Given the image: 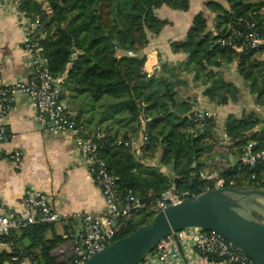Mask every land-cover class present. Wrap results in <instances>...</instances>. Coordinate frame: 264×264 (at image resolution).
Returning <instances> with one entry per match:
<instances>
[{
    "label": "trees",
    "instance_id": "trees-1",
    "mask_svg": "<svg viewBox=\"0 0 264 264\" xmlns=\"http://www.w3.org/2000/svg\"><path fill=\"white\" fill-rule=\"evenodd\" d=\"M18 1L20 11L40 18L42 50L49 58L52 72L57 76L66 75L62 91L76 106L73 120L89 134L101 130L100 156L107 162L110 172L119 177L122 186L143 200H148L150 193L160 195L171 184L195 194L203 193L204 182L198 177L200 168L192 165L199 151L204 149L201 140L212 135V124L209 121L204 133L189 139L186 146L184 140L190 136L186 129L192 125L194 106L176 101L168 80L161 75V67L147 76L145 56L119 55L127 51L139 53L148 44L149 33L158 34L169 24L168 20L156 15L157 8L166 5L187 11L191 0ZM225 1L228 7L215 0L206 4L215 13L213 30L204 13L199 12L186 39L173 42L172 49L186 53L187 62L197 67L196 72H206L203 75L209 85L206 96L216 105L237 103L242 97L241 88L222 70L224 65L237 62L239 77L260 106L264 104V58L259 55L264 45L258 50L239 53L222 46L220 41L247 22L254 24L264 38V0ZM142 111L147 119L149 139L141 154H136L123 142L140 133ZM260 116L254 111L241 117L229 115L227 134L231 142L239 145L252 139L259 147H264V131H254L261 122ZM123 129L126 130L120 135ZM157 155L160 156L159 165L170 166L177 181L174 176L162 172L160 166L146 164L147 159ZM252 173L255 179L250 178ZM222 175L235 179V188H264V183H257L264 177L262 170L239 171L234 166ZM153 217V213L146 211L134 213L128 218L129 226L117 239L149 224ZM53 225L33 224L7 238L0 236V243L11 246L10 251H0V264L8 261L14 264L11 258L16 254H22L34 264H75V258L60 262L51 255V250L63 241L58 235L43 238ZM24 238L31 241L30 247H26Z\"/></svg>",
    "mask_w": 264,
    "mask_h": 264
},
{
    "label": "crops",
    "instance_id": "crops-1",
    "mask_svg": "<svg viewBox=\"0 0 264 264\" xmlns=\"http://www.w3.org/2000/svg\"><path fill=\"white\" fill-rule=\"evenodd\" d=\"M1 1L3 5L0 6V76L10 83L26 81L33 77L34 68L30 54L23 47L21 11L14 0ZM209 1L211 0H191L187 11L174 10L166 5L157 8L156 15L168 20L169 24L158 34H151L148 45L136 53V56L146 57L144 69L150 68L155 72L161 67V75L168 80L177 102L186 101L194 106V110L205 109L213 113L209 122L212 124L211 138L207 140L206 146L203 145L204 149L192 166H199V172L213 171L222 174L232 169L237 159V153L230 148L229 142L227 144L224 140V134L227 135L228 116L233 114L241 117L251 111L261 114V110L249 88L237 74L236 62L224 65L222 70L228 79L235 81L241 88L242 97L237 103L215 105L206 96L208 83L196 77L195 71L188 68V55L172 49L173 42L186 39L193 19L199 12L204 13L209 28H214L215 13L206 6ZM215 1L228 7L225 0ZM261 54L259 56L264 58ZM119 55L128 56L127 52H119ZM66 102L69 110L75 113L73 108L76 106L67 98ZM0 123L5 126L9 135L5 141L0 142V151L6 154V157L0 160L1 212L22 214L25 210L22 201L29 189L46 194L53 209L61 217L70 220L75 232L82 228V221L75 218L76 215L89 212L94 216H102L106 212L103 193L94 175L87 170L81 160L74 135L46 131L43 121L38 118L31 99L25 92L15 94L11 109L5 116H0ZM125 130L119 134L122 135ZM138 135L140 136V133ZM15 149L21 150L23 154L19 169L14 167L9 157ZM159 160L160 156L157 155L154 159L146 160V164L160 166L162 172L174 176L172 168L159 165ZM192 175H195V172H192ZM260 202L264 205L263 201ZM258 220L264 222V213L259 214ZM65 232V224L59 222L43 235L45 239H51L54 235L62 237V243L51 250V255L60 262L67 261L77 252L75 240L65 239L63 237ZM30 246L31 241L26 247ZM2 250L10 251L11 246L0 243V251ZM5 264L13 263L8 261Z\"/></svg>",
    "mask_w": 264,
    "mask_h": 264
},
{
    "label": "built area",
    "instance_id": "built-area-1",
    "mask_svg": "<svg viewBox=\"0 0 264 264\" xmlns=\"http://www.w3.org/2000/svg\"><path fill=\"white\" fill-rule=\"evenodd\" d=\"M19 8V1L14 0ZM3 3L0 0V6ZM20 23L24 29L23 47L31 56L34 75L26 81L6 82L0 76V116H5L11 109L15 94L25 92L31 99V103L38 118L43 121L44 129L48 132H63L73 134L77 141L78 154L87 170L94 175L101 189L106 212L102 216H94L89 212L76 215L81 219L82 228L75 232L70 220L60 216L51 206L46 194L29 189L25 192L22 214H6L0 211V236L9 237L13 232H19L33 224H65V239L73 238L77 252L75 264H82L94 254L103 250L117 236L125 230L128 218L134 213L146 211L156 215L161 210L172 204H177L186 198H195L191 190H181L171 184L160 195L149 194L148 200H143L132 190L123 187L118 176L110 172L107 162L100 156L99 141L103 137L100 129L95 134H89L86 129L73 120L74 113L68 108L66 98L63 96L62 86L66 75H55L49 65V58L42 50L40 40L42 38V22L40 18H33L25 12L20 13ZM264 38L254 28V24L245 23L244 27L235 29L232 36L221 39V45L227 46L235 52H247L258 50L262 47ZM128 56H136L133 51H127ZM148 77L154 74L153 70L144 69ZM261 122L255 127V132L264 131V104L260 105ZM142 111L140 118V137L135 140L128 138L123 143L132 148L137 154H141L148 143L147 119ZM209 110L195 109L193 111L194 124L203 129L206 121L212 116ZM230 148L237 153V170L249 169L264 171V147H259L256 140H248L243 144L235 145L228 135ZM8 138L5 126L0 123V142ZM137 151V152H136ZM22 152L15 149L10 159L15 168L19 169L22 161ZM6 154L0 151V160ZM198 177L204 182V192L225 187H236V180L228 179L222 174L207 171L198 173ZM255 179V173L250 175ZM264 183V177L257 181ZM250 188V187H249ZM257 188V187H256ZM7 245V244H6ZM14 264H34L22 254L12 256ZM71 259V258H70ZM68 259L67 261H69ZM65 261V262H67ZM139 264H259L244 253L231 241L220 234L203 229L201 227H188L173 232L161 240Z\"/></svg>",
    "mask_w": 264,
    "mask_h": 264
},
{
    "label": "water",
    "instance_id": "water-1",
    "mask_svg": "<svg viewBox=\"0 0 264 264\" xmlns=\"http://www.w3.org/2000/svg\"><path fill=\"white\" fill-rule=\"evenodd\" d=\"M232 195L264 198V188H219L169 205L149 224L115 240L82 264H139L161 240L188 227L214 231L257 263L264 264V222L236 209L230 203ZM23 242L29 246L28 238Z\"/></svg>",
    "mask_w": 264,
    "mask_h": 264
},
{
    "label": "rangeland",
    "instance_id": "rangeland-1",
    "mask_svg": "<svg viewBox=\"0 0 264 264\" xmlns=\"http://www.w3.org/2000/svg\"><path fill=\"white\" fill-rule=\"evenodd\" d=\"M214 29V28H213ZM212 29V30H213ZM233 31H234V29L231 31V35L230 36H232V34H233ZM150 35H151V33H149L148 34V43H149V38H150ZM263 44H264V41H263ZM148 45V44H147ZM146 45V46H147ZM263 55H264V50L261 52ZM261 54V55H262ZM143 57V56H142ZM233 63H235V62H232L231 64H229V65H232ZM237 63V62H236ZM145 65V64H144ZM188 68H190V69H192L193 71H195V74H196V77H198L199 79H203L204 80V82H206L207 83V80H206V77H204L203 75L204 74H206V72H203L202 70H199L198 72H196V70H198L197 69V67L195 68L192 64H189L188 63ZM236 66H238V64L236 65ZM156 67V66H155ZM154 67V68H155ZM187 68V69H188ZM150 69V68H149ZM236 72H237V69H236ZM225 73V72H224ZM238 74V73H237ZM167 90V89H166ZM68 99H69V101H71V104L73 103L74 104V102L68 97ZM212 103V102H211ZM214 104V103H213ZM216 105V104H215ZM70 107L71 108H73L72 107V105H70ZM193 111H194V109H193ZM210 119H211V117L206 121L207 123L210 121ZM191 120H192V125L191 126H189L187 129H186V133L188 134V138L186 139V140H184V144L187 146V142L189 141V139H194V138H196L197 136H200L201 134H203L204 132H202L203 130H204V128L206 127H204L203 129H200L199 127H197L195 124H194V122H193V114H192V118H191ZM207 123H206V125H207ZM139 134V133H138ZM228 135V134H227ZM139 135L138 136H136V137H134V139L135 140H138L139 139ZM209 138H211V137H204L202 140H201V143H200V145L202 146V147H204V146H206V142H207V140H209ZM224 140L226 141V143L228 144V138H226L225 137V134H224ZM197 145H199L198 143H197ZM204 145V146H203ZM137 152V151H136ZM199 152H201V151H199ZM137 154V153H136ZM199 156V155H198ZM195 159H196V157H195ZM147 160H149V159H147ZM213 172V171H212ZM260 200L261 201H263L264 202V199H263V197H258V196H253V195H249V196H247V200H245V201H243L242 203H241V207H240V212L241 213H243L244 215H246V216H248V217H252V218H256V217H259V214H261V213H264V205H262L263 203L262 202H260ZM155 216V215H154Z\"/></svg>",
    "mask_w": 264,
    "mask_h": 264
},
{
    "label": "flooded vegetation",
    "instance_id": "flooded-vegetation-1",
    "mask_svg": "<svg viewBox=\"0 0 264 264\" xmlns=\"http://www.w3.org/2000/svg\"><path fill=\"white\" fill-rule=\"evenodd\" d=\"M247 196L249 195H242V196L232 195L230 199V203L233 204V206L240 211L241 203L247 200Z\"/></svg>",
    "mask_w": 264,
    "mask_h": 264
}]
</instances>
